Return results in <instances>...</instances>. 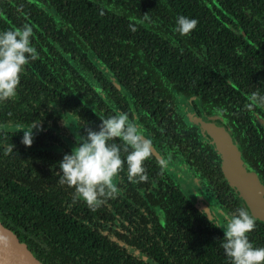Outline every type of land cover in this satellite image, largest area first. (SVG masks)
Wrapping results in <instances>:
<instances>
[{
	"label": "trees",
	"instance_id": "16d2710c",
	"mask_svg": "<svg viewBox=\"0 0 264 264\" xmlns=\"http://www.w3.org/2000/svg\"><path fill=\"white\" fill-rule=\"evenodd\" d=\"M178 14L198 21L187 35L173 30ZM23 24L39 56L0 102L4 223L47 264H228L223 229L152 151L148 180L131 183L125 165L119 194L95 211L58 184V161L75 144L69 123L83 134L97 114L131 111L161 157L179 156L225 212L248 208L183 103L224 125L264 184V107L250 99L264 92V0H0V29ZM35 121L40 130L25 146L19 128ZM255 222L249 239L264 246V221Z\"/></svg>",
	"mask_w": 264,
	"mask_h": 264
},
{
	"label": "clouds",
	"instance_id": "9594fccd",
	"mask_svg": "<svg viewBox=\"0 0 264 264\" xmlns=\"http://www.w3.org/2000/svg\"><path fill=\"white\" fill-rule=\"evenodd\" d=\"M198 21L195 18L178 14L174 19L173 30L181 36L193 30ZM131 27V26H130ZM134 30V28H133ZM33 29L29 24L0 29V102L16 95L21 74L30 61L38 59L39 53L32 43ZM253 105L264 107V92H253ZM100 123L93 128L82 125L83 134L70 152L58 161V184L73 189V202L83 201L92 211L106 200L115 199L119 194L114 178L124 170L131 183L145 182L148 173L145 160L152 150V141L144 135L139 117L131 111L117 110L111 115H98ZM40 130L37 121L21 127V143L30 146L33 142V129ZM12 143L3 146L4 155L12 153ZM170 158H162L161 168L168 166ZM213 226L222 227L223 236L219 246L223 249L228 264H264V246H255L249 233L255 228V217L246 206L222 212L223 222L209 211L201 209Z\"/></svg>",
	"mask_w": 264,
	"mask_h": 264
},
{
	"label": "water",
	"instance_id": "95a60500",
	"mask_svg": "<svg viewBox=\"0 0 264 264\" xmlns=\"http://www.w3.org/2000/svg\"><path fill=\"white\" fill-rule=\"evenodd\" d=\"M203 133L213 140L221 157V168L229 185L235 187L246 202L251 214L264 221V184L258 173L248 170L242 153L224 125L195 116ZM152 153L162 159L152 146ZM198 208H207L203 204ZM0 264H47L22 236L0 218Z\"/></svg>",
	"mask_w": 264,
	"mask_h": 264
},
{
	"label": "rangeland",
	"instance_id": "374dc122",
	"mask_svg": "<svg viewBox=\"0 0 264 264\" xmlns=\"http://www.w3.org/2000/svg\"><path fill=\"white\" fill-rule=\"evenodd\" d=\"M183 105V108L187 111V118L192 120L196 115L194 114V111L192 112L190 110V101L186 100ZM68 125L76 144L77 136L80 135V133L70 123ZM4 128L15 129L18 128V126H15L14 124H6L4 125ZM75 144L73 143L72 146H75ZM166 158H170L168 166L165 167L167 172L180 184L186 195L192 199L196 205L201 206V204H203L207 208L209 207V211L212 212L220 222H223L224 218L221 213L225 212V210L218 203L215 196L206 190L202 181L194 174V172L190 170L179 156L169 153ZM114 184L117 187V177L114 178Z\"/></svg>",
	"mask_w": 264,
	"mask_h": 264
}]
</instances>
